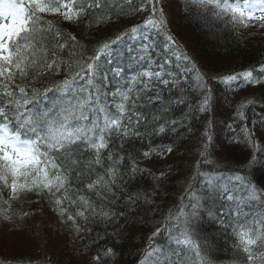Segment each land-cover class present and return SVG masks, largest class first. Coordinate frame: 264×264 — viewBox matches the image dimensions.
<instances>
[{"label": "snow or ice", "instance_id": "6c2138e0", "mask_svg": "<svg viewBox=\"0 0 264 264\" xmlns=\"http://www.w3.org/2000/svg\"><path fill=\"white\" fill-rule=\"evenodd\" d=\"M160 0H0V216L11 221L13 202L35 193L48 198L62 224L78 234L92 219L108 225L120 185L142 172L125 153V144L148 143L137 155L171 154L181 129L191 132L189 116H171L184 106L189 74L200 98L192 110L207 113L210 89L199 68L180 49L168 29ZM148 11L142 24H132L114 39L81 43L53 19L98 30L124 16ZM181 11L198 23L209 19L224 25L264 28V0H183ZM165 43L158 59L156 38ZM182 62L184 63L183 67ZM257 71L264 72V64ZM259 85L253 70L227 75ZM254 101L241 102L244 110ZM264 123V120L261 121ZM230 131L236 132L234 126ZM210 127L203 132V151L211 142ZM244 136L254 149L247 164L235 171H202L190 178L180 204L169 209L155 227L138 264H189V253L200 258L207 246L199 242V221L208 217L234 237L237 264H264V187L250 178L259 148L248 125L232 137ZM171 137L168 144L152 145L154 138ZM132 160L124 170L126 160ZM160 173L158 179L167 176ZM5 194L7 198H5ZM159 187L143 194L151 206ZM141 194L129 195L138 204ZM70 209H74L70 211ZM134 215L133 209L128 210ZM30 215L23 212L19 218ZM159 238V239H158ZM113 249L97 252L94 264L112 257ZM40 257L19 256L8 264H38ZM49 264L51 262L49 261Z\"/></svg>", "mask_w": 264, "mask_h": 264}, {"label": "trees", "instance_id": "16d2710c", "mask_svg": "<svg viewBox=\"0 0 264 264\" xmlns=\"http://www.w3.org/2000/svg\"><path fill=\"white\" fill-rule=\"evenodd\" d=\"M171 1L175 4L177 13L175 24H178L183 35L177 36L173 33V29L169 28V25L168 29L180 49L191 58L200 72L205 74L211 95L209 111L199 113L192 110V105H195L200 98V92L194 84L195 74L190 73L185 86L186 90L183 93L187 104L176 108L170 115L181 117V111H184L190 117L188 125L192 131L185 132L181 129V135L175 140L174 151L164 155L154 153L150 159H147L137 153L146 150L149 147L148 143L133 141L130 144H125V153H131L139 167L143 169L142 172H137L134 178L120 185L119 190L116 191L117 199L112 211H124L125 215L114 217L107 226L103 223H93V218H90L87 225H83L81 222L82 228H90V231L81 230L77 234L72 229L74 231L68 232L67 243H75L80 255L88 256L89 264H94L92 257L97 252L104 253L108 248L113 249L114 255L105 257L99 264H138L149 242L148 238L155 227H158L162 222V217L167 215L169 209L180 204V197L184 194L190 178L196 173L198 167L205 172H228L240 169L247 164L254 149L244 136H238V142H233L232 139L237 136L245 123L253 133L259 148L264 149V123H261L264 120V72L256 70L264 64V50L252 48L247 43L244 32L249 27L218 24L211 19L198 23L194 17L181 11L183 0ZM157 7L164 10L165 6L161 4L160 0ZM147 15L148 11L129 14L117 21L116 24L104 25L98 30L89 29L83 24L63 22L59 18L53 19V23L61 27L65 33L76 35L81 43L91 46L96 41L114 39L121 30L132 24H142ZM183 37H189L190 44L183 42ZM156 40L158 47L154 50V58L158 59L165 43L164 35L161 34ZM199 59L203 61L207 69ZM184 63L186 62H182V67ZM246 70H253V75L262 83L253 85L247 83L245 79L239 78L225 84L216 79L217 77L236 75L238 72ZM248 99H252L254 103L244 110L245 119L241 120L235 110L241 102H246ZM230 125L235 127V133L230 131ZM209 127L212 139L207 148V161L204 162L200 152L203 151V132L205 128ZM170 139L171 137L154 138L152 145H165L169 143ZM157 158H165L171 166L165 172L168 175L162 179H158L155 174L148 172L142 166L143 162H152ZM131 163V159L126 160L123 165L124 170L129 169ZM250 178L264 187V152L257 155V163L250 171ZM157 186L159 195L155 197V203L149 210V206L143 203V194L151 193ZM137 193L141 194L140 202L130 204L128 196ZM30 198L41 201L60 222L56 212L52 210L48 198L29 193L13 202L11 211L16 213L13 219L21 226L20 228H25L21 225L19 216L22 212H26L25 208L29 207ZM4 206L0 202V207ZM130 208L134 210V215L128 214ZM73 210L70 209V211ZM66 229L68 231L69 227ZM197 232L201 244L204 243L205 237L208 238L207 246L202 249L200 258L189 253L186 257L189 264H237L239 254L233 247L234 237L230 232L218 225L214 226V222L208 217L199 221ZM54 258L52 255L49 258L40 257L38 264H49V261L51 264H57L53 263L52 259ZM8 261L9 259L0 256V264H8Z\"/></svg>", "mask_w": 264, "mask_h": 264}, {"label": "rangeland", "instance_id": "374dc122", "mask_svg": "<svg viewBox=\"0 0 264 264\" xmlns=\"http://www.w3.org/2000/svg\"><path fill=\"white\" fill-rule=\"evenodd\" d=\"M161 4L165 6L163 7L164 14L169 28L173 29V33L177 36L183 35L178 24H175L177 19L175 4L171 0H161ZM244 36L252 48L264 50V28L249 27L244 32ZM182 41L190 44L189 37H183ZM199 60L206 68L203 61ZM142 166L157 177L160 173L167 172L171 167L169 161L165 158H157L152 162L145 161ZM30 200L29 207L25 208L30 215L20 219L21 225L25 227L24 229L20 228L21 226L17 221H14L15 219L8 221L0 216V256L10 259L22 255L46 258L52 255L55 257L52 259L53 263L56 262L57 264H89L88 256L86 257V254L80 255L75 243H67L68 232L74 230L69 228L67 231L66 228L68 227L59 222L41 201L35 198H30Z\"/></svg>", "mask_w": 264, "mask_h": 264}]
</instances>
